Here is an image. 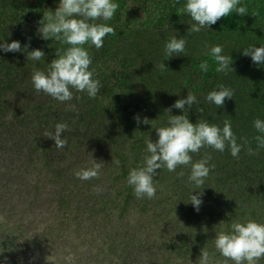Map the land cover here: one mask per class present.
<instances>
[{
	"label": "trees",
	"instance_id": "trees-1",
	"mask_svg": "<svg viewBox=\"0 0 264 264\" xmlns=\"http://www.w3.org/2000/svg\"><path fill=\"white\" fill-rule=\"evenodd\" d=\"M54 1L0 0V42L16 40L45 54L32 61L24 51L0 49V264H196L202 248L214 251L215 231L227 230L233 219L264 223V149L258 156L242 150L239 159L228 148L192 154L194 161L210 154L215 165L199 189L188 182L190 169L180 167L182 178L156 170L155 199H138L127 184L130 168L142 163L145 140L155 142V129L166 126L165 109L182 115L171 106L188 92L197 98L189 110L185 105L190 122L222 127L230 119L237 142L247 138L255 150L253 121L264 120V64L243 50L264 45V0H241L248 15L233 12L190 35L194 21L183 11L186 0H133L132 24L116 21V35L99 50L88 48L103 85L97 97L73 90L81 99L63 103L38 94L30 78L34 67L45 70L56 49L66 47L38 32ZM173 35L185 37L186 53L165 59ZM205 44L222 45L234 71L216 72ZM219 84L234 91L223 108L206 101ZM57 123L70 129L61 134L67 138L62 149L44 136ZM92 158L104 162L101 175L78 179L74 172L90 167ZM191 192L202 200L199 211L189 202Z\"/></svg>",
	"mask_w": 264,
	"mask_h": 264
},
{
	"label": "clouds",
	"instance_id": "clouds-1",
	"mask_svg": "<svg viewBox=\"0 0 264 264\" xmlns=\"http://www.w3.org/2000/svg\"><path fill=\"white\" fill-rule=\"evenodd\" d=\"M27 1L34 4L38 0ZM131 2L128 5L123 0L122 6H119L113 0H55L54 5L38 22V32L42 39L55 40L66 47L56 49V58L47 63L45 70L33 68L30 78L35 91L38 94L43 92L61 103L71 101L73 98L81 99L80 96L74 97L73 90L86 93L89 98L95 99L103 85L95 78L96 69L92 67L93 57L88 48L94 46L99 50L104 46V40L108 35H116L115 28L112 27L116 21L132 24L135 15L133 12L137 6L133 0ZM133 5L135 7H132ZM183 11L194 21L188 28L189 35L199 33L202 28H210L222 17L230 16L233 12L239 16L248 15V9L241 5V0H186ZM115 13L112 26L101 23L112 20ZM186 44L185 37L179 39L176 35L169 37L164 45L165 59L174 54H185ZM86 45L88 47H85ZM205 47H210V55L217 65L216 72L227 74L229 71H234L231 67L233 59L231 55L222 54V45L205 44ZM0 49L5 52L24 51L27 60L40 61L45 58L43 50L27 51L28 45L22 49L20 42L16 40L11 43L0 42ZM243 55L251 56L253 63L264 64V45L261 47L250 45L243 50ZM199 67L207 72L208 62L202 61ZM160 68L163 70L167 67L161 62ZM233 95L234 91L231 88L219 84L207 93L206 101L215 104L217 108H223L225 98L232 99ZM195 103L197 98L191 92L187 93L186 99H177L171 107L182 110L183 114L171 115V108L165 109L169 115L166 126L155 129L158 139L155 142L150 138L145 140L146 150L141 157L142 163L130 168L127 176V184L132 187L138 199L156 198L157 182L154 177L158 175L156 170L162 168L176 173L177 178L185 175L183 170L176 172L178 167L190 169L188 182L194 184V189L201 188L210 172L215 169V165L210 164L212 159L210 154H205L199 160H193L192 154H199L202 148H211L221 153L228 148L231 156L236 159L240 158L239 153L242 150L249 156H258L260 149H264V120L257 118L253 121V126L259 133L253 137L256 142L254 150L251 141L247 138L242 137V143L237 142L230 119H224L222 127L200 118L195 123L190 122L185 112V105L189 110ZM74 108L75 105L69 104L67 110ZM200 111L202 112L203 109ZM134 119L138 124L140 123L139 116ZM149 122L147 117L143 119L144 124ZM68 130L70 129L67 123H57L54 131H46L44 136L54 140L57 149H62L67 146V138H62L61 134ZM103 165V161L97 162L92 158L90 167L76 170L74 174L80 180L98 179ZM93 190L102 191L98 187H94ZM189 202L199 211L202 200L197 195H192L191 192ZM223 223L224 221H221L219 225ZM213 240L214 251L210 252L207 248H202L196 264H230V262L260 264V261L264 260V223L251 217L233 219L227 230L215 231ZM216 253H219L220 258H217Z\"/></svg>",
	"mask_w": 264,
	"mask_h": 264
},
{
	"label": "rangeland",
	"instance_id": "rangeland-1",
	"mask_svg": "<svg viewBox=\"0 0 264 264\" xmlns=\"http://www.w3.org/2000/svg\"><path fill=\"white\" fill-rule=\"evenodd\" d=\"M40 1H41V0L36 1V2H38L37 5L44 6V5H41V4H40ZM113 2L118 3L119 6H122L123 0H113ZM51 6H52V5H51ZM53 7H55V6H53ZM132 7H135V5H133ZM53 12H54V10H53ZM115 17H116V13H115L114 18H113L112 20L107 21V22L102 21L101 23H107L109 26H112Z\"/></svg>",
	"mask_w": 264,
	"mask_h": 264
}]
</instances>
